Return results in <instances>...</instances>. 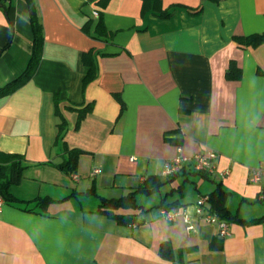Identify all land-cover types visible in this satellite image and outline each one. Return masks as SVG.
<instances>
[{"label":"crops","instance_id":"obj_1","mask_svg":"<svg viewBox=\"0 0 264 264\" xmlns=\"http://www.w3.org/2000/svg\"><path fill=\"white\" fill-rule=\"evenodd\" d=\"M34 3L44 30L37 68L0 95V151L28 163L10 188L17 201L0 208V264H264V177L249 180L264 167V43L234 39L264 32V0H161L145 13L142 0ZM100 17L114 33L109 41L91 34ZM33 41L27 1L0 0V90L23 75ZM91 50L97 76L83 86ZM232 62L239 78L228 76ZM74 148L82 152L69 173L60 165ZM210 151L217 170L229 171L224 178L197 172L192 161L164 174L176 155ZM155 181L152 191L137 190ZM218 183L226 193L208 207L224 210L229 235L204 219L190 231L182 218L161 217L164 205L193 215ZM135 191L137 207L116 211L138 224L98 211Z\"/></svg>","mask_w":264,"mask_h":264},{"label":"trees","instance_id":"obj_2","mask_svg":"<svg viewBox=\"0 0 264 264\" xmlns=\"http://www.w3.org/2000/svg\"><path fill=\"white\" fill-rule=\"evenodd\" d=\"M29 6V13H30V19L33 26V32H34V41H33V52L31 55L30 64L23 73V75L17 79L16 81L12 82L5 88H1L0 95L6 94L8 92H11L13 89L17 88L18 86L22 85L24 82L29 80L36 68L37 64L41 55L43 41H44V30L42 22L39 21V17L37 15V9L36 5L34 3V0H26ZM143 1V13L154 10L157 12L159 8H161V0H142ZM213 2H219L220 0H209ZM202 11V5L195 9L196 14L198 12ZM160 16L168 17L171 14L166 12H161ZM90 28V24L88 26ZM91 34L96 39H102L105 41H109L113 38V32L109 31L106 28V25L102 18L100 17L97 21L94 30L91 31ZM234 39L237 41V43L241 47H256L258 45H261L264 43V32L262 33H254L251 35H242V36H235ZM92 50L88 53H84L83 59L86 63V65L89 67V70L84 78V85H88L91 81H93L97 76V67L95 64L94 59H92ZM235 64L232 62L230 69L228 71V76L233 78H239L241 76L240 71L237 72L235 68ZM117 98L122 103V106H124V103L121 100V97L117 96ZM56 98L55 100L58 102ZM93 108V102L88 104L86 107H83V109H79V120L82 121L85 116L91 112ZM59 123H58V137L61 141L64 139L66 131H67V122L65 118L62 115H59ZM82 151L80 149H70L69 150V157L65 160L64 163H62L60 166L62 168H65L67 172H74L77 169L78 165V158ZM28 166L27 160L25 159V156L19 153H7L0 151V194L5 199V201H17V199L12 195V192L10 190L11 186L15 183H18L21 178L24 169ZM197 172L209 176V174L205 171L197 170ZM174 175V174H173ZM156 183L153 185H143L138 191H152L156 187L159 186V181H155ZM135 192H132L126 196L120 197V198H113V199H107L102 202L101 208L98 210L99 212H103L108 214L110 217L116 219L119 223L124 224H133V223H139V218H137V215L134 214H123L118 213L116 210L120 207H126V206H134L137 207L135 203ZM226 192L221 188V183H218L217 188L214 192L210 193V199L209 203L213 201L215 198H219L222 194H225ZM45 199H37L35 207H43L44 202H42ZM170 208L168 206H162V208ZM209 209L215 213H217L220 217L226 219L227 215L224 212V210H218L213 209L209 207ZM28 210H32L28 208ZM232 216V215H231ZM228 218V217H227ZM229 218H231L229 216ZM233 218V217H232ZM237 219V218H236ZM228 220V219H226ZM238 220H241L238 218ZM229 221V220H228ZM137 223V224H138Z\"/></svg>","mask_w":264,"mask_h":264},{"label":"built area","instance_id":"obj_3","mask_svg":"<svg viewBox=\"0 0 264 264\" xmlns=\"http://www.w3.org/2000/svg\"><path fill=\"white\" fill-rule=\"evenodd\" d=\"M95 16L99 15L98 11L94 12ZM217 158L216 151H210L207 153H198L193 157H188L183 154H178L173 157L166 165L164 169V174L166 175H173L179 172L185 163L192 161L194 162V166L196 170L205 171L211 175H218L220 178H224L228 175L229 171H218L216 167L215 160ZM100 170L96 168L92 175H95ZM264 177V167L258 166L254 167L250 174V182L257 183L262 180ZM210 196L209 195H201L197 202L195 203V211L193 215L188 212L186 208H161L160 214L161 217L168 220V221H175L177 219L182 218L187 224L188 229L190 231H194V218L196 219H204L209 223L216 224L219 226V231L221 235H229L230 234V222L222 217H220L217 213L211 211L208 207ZM4 204V199L0 198V208ZM133 225V224H132Z\"/></svg>","mask_w":264,"mask_h":264},{"label":"rangeland","instance_id":"obj_4","mask_svg":"<svg viewBox=\"0 0 264 264\" xmlns=\"http://www.w3.org/2000/svg\"><path fill=\"white\" fill-rule=\"evenodd\" d=\"M70 187H72V188H75L76 187V184L75 183H70ZM44 188H48V187H43V190H44ZM54 188H56V187H54ZM57 191H61V192H63L62 191V188H60V187H58V189H56ZM55 190V191H56ZM140 196H143V198H147V197H144V195H140ZM161 196V194H156L153 198L154 199H157V198H159ZM93 200V199H92ZM153 201V199H150L148 202H144V200H142V197H138V203H145L146 205H150V203H153L152 202ZM157 202L159 201V200H156ZM91 202L92 201H86V200H84L83 201V203H84V205L85 204H87V205H91ZM261 203H264V200L263 201H260ZM155 203V202H154Z\"/></svg>","mask_w":264,"mask_h":264}]
</instances>
